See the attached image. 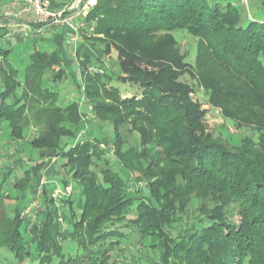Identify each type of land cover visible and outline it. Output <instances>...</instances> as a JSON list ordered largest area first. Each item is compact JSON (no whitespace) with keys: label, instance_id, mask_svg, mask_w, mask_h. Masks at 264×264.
<instances>
[{"label":"trees","instance_id":"obj_1","mask_svg":"<svg viewBox=\"0 0 264 264\" xmlns=\"http://www.w3.org/2000/svg\"><path fill=\"white\" fill-rule=\"evenodd\" d=\"M239 2L98 0L85 22L94 25L92 34L119 44L128 76L103 66L110 44L103 52L85 39L90 51L78 53L85 93L98 121L114 129L106 145L93 136L65 148V140L84 137V121L79 103L61 105L45 82L55 68L54 82L66 75L61 49L34 48L20 81L10 62L14 49L0 46V143L30 150L23 162L16 148L18 167H29L14 183L18 167L0 165V253L18 264L33 257L39 264H117L119 252L132 253L124 264H264V0H250L252 19ZM176 33L198 39L194 65L180 56ZM90 66L104 73L91 75ZM185 73L257 140L233 146L208 133L193 88L180 81ZM114 81L139 85L141 99L107 90ZM124 126L138 131L136 146L123 138ZM59 158L76 186L55 199L54 190L70 183L41 182L48 162L57 166ZM8 186L17 192L11 206ZM34 200L39 210L24 214ZM68 241L75 255L64 254Z\"/></svg>","mask_w":264,"mask_h":264},{"label":"rangeland","instance_id":"obj_2","mask_svg":"<svg viewBox=\"0 0 264 264\" xmlns=\"http://www.w3.org/2000/svg\"><path fill=\"white\" fill-rule=\"evenodd\" d=\"M56 1L58 3H60V2L68 1V0H56ZM88 1H90V4L88 6L89 9L87 10V12H85L86 13L85 16H87L88 12H90L92 10V8H94L96 6L98 0H75L74 3H72L71 5L76 6V5H80V2L85 3ZM234 2L235 3L239 2L240 6L242 4L244 6L245 10L247 11L246 13L249 16V19L253 18L252 14H254V6L255 5L249 4L250 0H234ZM67 6H69V5H67ZM5 10H7L6 7H5ZM23 16H28L29 18L30 17L32 18V16L29 14H25ZM93 27H94V25L89 26L88 24H86L85 29L80 34L83 43L85 44L86 43L85 39H87L89 42L94 43L93 45L95 46V48L100 49L103 52H105V50H107L106 46L110 44V46H108V52H106V54L101 58V62L103 63V66L107 69H112L117 74H120L125 78L128 77L127 75L122 74V72H121L120 64L122 63L124 58H122V55L120 54L119 44L117 43L115 45L114 42L112 44V42L108 41V39L103 35L92 34V32L94 30ZM49 28H55V26H51ZM13 30H16V29H13ZM45 30L43 31V35H40L39 37H37L38 42L36 44H33V42L36 41V39H37L36 36L31 35L27 39V41H28L27 44L20 45V46L16 45L15 49L13 50V53L10 56L11 64L14 66V68L16 70L19 71V80L20 81L24 80V72H25V69L28 67L29 62H30L29 61V55L34 50V48H36L37 50H41V51H52V50L56 49L54 47H50L52 45L45 44V43L41 42V38L42 39L44 38V32H46ZM161 36H165V34H162ZM176 37L179 41V50H180L179 54H180V56L181 57L187 56V62L194 65L196 62V58H197L198 39L191 37L186 33H176ZM115 42H117V41H115ZM148 46H150V45H148ZM69 47H70L71 51H73V48H72L73 46L69 45ZM63 58H65V57L63 56ZM71 61H72V58L70 59V57H67L65 59L64 63H65V67H66V75L62 79V81L54 82L52 80L54 74L58 71L57 68H55L54 73H50V74H47L45 76V82L47 83L48 88H50L51 90L55 91L58 94L59 103L63 106H65L71 102H77L78 103L80 98H81V94H80L81 93V89H80L81 87L80 86H81V84L86 86L84 77L81 75V80H80V78L77 75L75 65L71 64ZM262 61L264 63V58L262 59ZM0 65H1V61H0ZM90 67H94V66H90ZM80 70L82 71V66H81ZM94 74H96V73H93V74L91 73V75H94ZM180 81L185 83V84L190 85L193 88V91L190 94V97H191V99H193L194 102L201 103L202 110L205 111V115H204V119H203L204 124L206 126L207 132L210 133L214 138H218L220 141L225 142V143H229L230 145H233V146H239L242 139H245V138L250 137L252 135L257 140V136L255 135V133H253V131L251 129H248V128L238 129V128H236V126H234V124L231 121L227 120L224 117V114L220 108L213 107L209 103L208 97L205 94L203 87L199 83H197V81L195 79H193L189 73H185V75H183L180 78ZM112 87L118 89V92L120 94L119 96L122 99H132V98L141 99L142 90H141L139 85L114 81L113 83L108 84L107 90H110V88L112 90ZM85 90H86V88H85ZM85 96H86V93H85ZM86 98H87L86 101L92 105L88 96H86ZM105 103L110 104L111 102L106 101ZM81 108H83V111L81 110V112L85 113L86 112V106L84 104H82ZM87 114L88 113H86L83 116V120L85 117H86L85 118L86 120H84V122L81 125L83 130H84L83 131L84 137L79 136V138L77 137V139H74V140H70V139L65 140V143L67 145L65 148L68 149L71 146L76 145L78 143V141H80V138H82V139L93 138V136H98L100 138V140L103 141V145H106L109 143L111 137L113 136V130L114 129H113L112 125L110 123L101 124L97 119L95 111L93 113V116L95 117V119H93V120H87ZM31 129H32V127L29 128V131H32ZM132 129H133L132 126H130V127L124 126L121 128V132H122L123 138L128 141V146L134 147V146H136V144L139 141V134H138L137 130H132ZM1 135L2 134H0V136ZM32 136H33V134L31 133L30 137H32ZM17 145L18 144H16L15 146L14 145L10 146V144H8V142L0 143V165L3 163H7V164H13L14 163L13 165L15 167L19 166L20 162H16V160H17L16 158L18 157V153H15V151H17L16 150L17 147L19 150L18 152L21 151V153H22L21 156H22V159L24 160L23 162L28 161L27 155L30 152L29 148H26L23 144L21 146H19V145L17 146ZM47 161H49V160H46V162ZM65 162L66 161L63 158H59L57 160L58 165L55 166V169L57 170V172L55 174L50 175L49 177H43L41 184H47V183L51 182L52 179H54V177H55V181H57V183L60 182L59 180H61V181L66 180L70 183V185L76 186V183L74 182V180L72 179L70 174H68V172H67L68 170H66L63 166H61V165L65 164ZM28 167H29L28 165L24 166L23 168L18 167L16 170V173H13L11 175V177H10L11 181L14 183L16 180V177H19V178L22 177L23 174L25 173V171L28 169ZM113 169L116 170L117 172H119L121 174V176H123L124 178H127L126 177L127 173L122 171L121 168L119 167V165L113 164ZM131 179H133V177ZM138 187L142 190H145L144 185H141ZM7 189L12 196L10 197L11 200L6 199L5 203L7 206H11L12 204H15V201H16L15 197H17V192L13 191L14 190L13 186L12 187L8 186ZM6 193H8V192H6ZM76 210H77V212H79L78 209H76ZM232 221L235 223H238L239 217L235 215L232 218ZM119 227H121V226L119 225ZM68 230H70L69 227H68ZM124 231L126 233L131 232V230H128V229H126ZM22 232H23V235L25 236V240L27 242L29 241L28 244H29L31 251L34 254H36V246L34 243L30 242L31 239L26 234L25 227H23ZM76 252H77V247L75 248L74 244L71 241H68L64 244V254L75 255ZM119 253H115V256H114L115 259L118 261L117 264H124L125 262H127V261H124L125 257L128 260H130L132 258V253H130V252H128L127 254H124L122 252H119ZM0 264H18V263L16 261H14V257L12 256V254L7 253L5 251H1V253H0ZM22 264H39V263H38V260L36 259V257H33L32 259H29Z\"/></svg>","mask_w":264,"mask_h":264},{"label":"built area","instance_id":"obj_3","mask_svg":"<svg viewBox=\"0 0 264 264\" xmlns=\"http://www.w3.org/2000/svg\"><path fill=\"white\" fill-rule=\"evenodd\" d=\"M0 4L6 6V11L2 14V19H13L18 22L23 15L29 14L33 18V24L31 25H18L16 30H13L6 34L5 38L10 40L16 35H32L39 37L43 34V30L46 27H68L73 32L72 41H78L80 39L81 31L85 29L86 22L83 17L85 12L89 9L88 6L90 1L82 3L80 5H69L65 7L62 11H56L53 8L52 0H0ZM1 21V20H0ZM0 27H3L2 21L0 22ZM103 67H89L87 69L88 73H104ZM82 75V71H79ZM81 98L79 100V106L84 104L87 106L88 114L87 120H93L94 109L91 104L86 100L85 96V86L81 84ZM86 118V117H85ZM84 118V120H86ZM73 193L72 185H68L65 188L57 187L53 192V197L55 199H62L70 196ZM39 200L33 201L31 205L27 208L24 214H29L33 210L38 211L40 208Z\"/></svg>","mask_w":264,"mask_h":264},{"label":"crops","instance_id":"obj_4","mask_svg":"<svg viewBox=\"0 0 264 264\" xmlns=\"http://www.w3.org/2000/svg\"><path fill=\"white\" fill-rule=\"evenodd\" d=\"M74 1L75 0H68L65 2L58 3L56 0H52L53 8L56 11H62L65 7H67V5H71L72 3H74ZM5 7H6L5 5L0 4V20L3 23V27H0V46L3 47L4 49H10V48L15 49L16 45L20 46V45L27 44L28 42L27 39L31 35H28V36L16 35L14 36L13 39L8 40V39H5L6 34L9 31L10 32L13 31V29H17L16 26L20 24L21 25L33 24V18L31 17L29 18L28 16H23V18H21L18 22L14 21L13 19H2V14L6 11ZM84 19L85 17H83V20ZM44 30L46 32H44V38L43 39L41 38V42L52 45L50 47L56 48L54 50L61 49L62 54L65 57L64 59H66L67 57H70V59L72 58L71 64L75 65L77 75L81 80V74L79 73V71H81L80 68L82 65H81L78 53L82 49H84L83 51L87 53L88 51H90L85 47L82 48V46L85 44L83 43L81 36L78 41H72L73 32L68 27H55V28L46 27L44 28ZM36 40H38V38ZM69 45L73 46L72 47L73 51H71ZM81 110L83 111V108H81L80 106V112ZM86 113H88L87 106H86V112L85 113L81 112L82 119ZM54 163H55V160L53 162H48L44 177H49L51 174H55L57 172V170L55 169Z\"/></svg>","mask_w":264,"mask_h":264}]
</instances>
